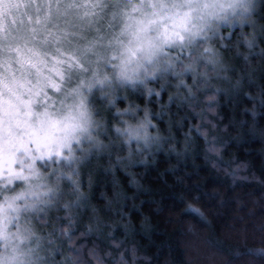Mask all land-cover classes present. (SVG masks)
Here are the masks:
<instances>
[{"label": "clouds", "instance_id": "clouds-1", "mask_svg": "<svg viewBox=\"0 0 264 264\" xmlns=\"http://www.w3.org/2000/svg\"><path fill=\"white\" fill-rule=\"evenodd\" d=\"M0 264H264V0H0Z\"/></svg>", "mask_w": 264, "mask_h": 264}]
</instances>
